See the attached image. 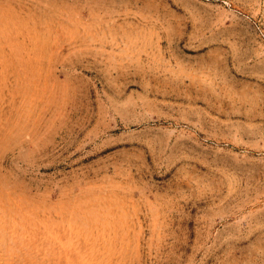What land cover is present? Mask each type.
I'll return each mask as SVG.
<instances>
[{
  "label": "rangeland",
  "instance_id": "obj_1",
  "mask_svg": "<svg viewBox=\"0 0 264 264\" xmlns=\"http://www.w3.org/2000/svg\"><path fill=\"white\" fill-rule=\"evenodd\" d=\"M0 264H264V0H0Z\"/></svg>",
  "mask_w": 264,
  "mask_h": 264
}]
</instances>
